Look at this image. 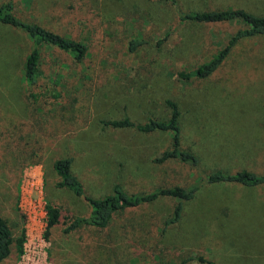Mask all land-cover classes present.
I'll return each instance as SVG.
<instances>
[{"label": "rangeland", "instance_id": "374dc122", "mask_svg": "<svg viewBox=\"0 0 264 264\" xmlns=\"http://www.w3.org/2000/svg\"><path fill=\"white\" fill-rule=\"evenodd\" d=\"M210 1L178 0L177 8L204 10L213 7ZM221 1L220 7L249 6L264 14V0ZM15 11L88 45L78 63L68 53L43 47L46 77L34 88L43 94L33 102L23 76L31 42L20 29L0 23V151L3 133L17 137L14 155H0V215L16 239L25 230L19 199L30 169L42 174L45 205L59 207L62 216L90 212L83 197L57 185L52 163L65 155L72 156L71 170L92 197L110 194L115 183L128 193L200 187L183 201L178 221L165 228L175 197L117 212L106 229L67 233L61 223L46 226L43 253L33 260L25 233L21 254L5 264H210L182 263L189 256L211 264H264V182L197 181L206 169L231 161L253 166L256 160L254 167L260 166L264 34L241 38L207 77L182 80L180 72L208 62L243 24L180 21L168 0H15ZM133 37L147 42L130 51ZM167 97L179 105L180 147L195 154L197 167L180 159L154 161L171 147L169 131L144 133L101 123L125 115L140 123L167 118Z\"/></svg>", "mask_w": 264, "mask_h": 264}, {"label": "trees", "instance_id": "16d2710c", "mask_svg": "<svg viewBox=\"0 0 264 264\" xmlns=\"http://www.w3.org/2000/svg\"><path fill=\"white\" fill-rule=\"evenodd\" d=\"M168 1L176 6V14L180 21L221 22L233 19L238 20L243 24V26L238 28L230 36L226 45L221 48L216 55H213L208 62L200 64L193 70L180 72L179 76L182 80H193L194 77H207L219 67L223 59L232 52L235 44L241 38H249L264 34V14L251 10L248 8L249 6L246 8L244 6L225 8L224 5L221 7L219 6L222 2L221 0H211L210 2L213 3V7L197 11H184L177 8L178 0ZM241 1L249 3V0ZM0 23L20 29L26 34L31 42L29 53L25 58L23 76L25 79L27 96L33 102L43 94L42 92H36L34 88H36L35 85L38 83L39 79H44L46 77L41 62L42 49L44 46H51L54 49L70 54L74 62L77 63L84 61L88 52V45L86 42L67 37L59 32L48 29L41 23L21 17L15 11V0H5L0 3ZM146 42L147 40L143 38L133 37L129 42V50L135 51L139 46ZM156 43L159 44L160 41ZM50 78L52 81H57L52 76ZM164 102L168 109L167 118L158 119L150 117L146 122L140 123L132 121L130 117L125 115L121 119H107L102 120L101 123L105 127L135 128L144 133L169 131L172 133L171 147L165 149L160 156L154 159V161L161 163L169 159H180L182 161L190 162L193 167H197L198 159L195 154L188 149L180 147L179 118L181 112L178 103L171 97L165 98ZM56 118H59V116ZM3 137L4 139L1 142L3 148H1L0 155L4 157L13 156L17 146L16 134L12 131H7L3 133ZM72 160V156L65 155L56 158L53 161L52 168L60 177V181L57 185L71 190L74 195L83 197L90 206V212L88 215L62 216L59 207L47 204V229L60 223L63 225V231L67 233L90 227L106 229L117 212L138 207L142 204L151 202L160 196L175 197L178 199V202L175 205L173 214L164 221L165 228L178 221L181 216L183 201L191 199L194 196L195 191L200 187L198 184H193L188 187L173 186L158 188L143 193H128L123 190L119 183H115L110 194L100 197H92L85 193L82 182L72 172ZM34 162L35 161H30L29 163ZM205 172L206 174H201L202 177L197 180L198 182L205 184L224 182L239 183L248 186L264 182V175L256 174L246 169L231 172L221 167L212 166L209 170L206 169ZM24 234V229H22L20 239H16L8 222L2 217V215H0V264H5L14 253H16V256L21 254ZM190 260L208 262L211 264V261H207V259L202 256H189L182 260V263H186Z\"/></svg>", "mask_w": 264, "mask_h": 264}, {"label": "built area", "instance_id": "2783aa9c", "mask_svg": "<svg viewBox=\"0 0 264 264\" xmlns=\"http://www.w3.org/2000/svg\"><path fill=\"white\" fill-rule=\"evenodd\" d=\"M42 174L39 169H30L20 187L19 208L26 224L24 232L27 235V246L38 258L43 253L45 240L43 232L47 226V211L43 201ZM34 264V262H32Z\"/></svg>", "mask_w": 264, "mask_h": 264}, {"label": "crops", "instance_id": "0c3cea01", "mask_svg": "<svg viewBox=\"0 0 264 264\" xmlns=\"http://www.w3.org/2000/svg\"><path fill=\"white\" fill-rule=\"evenodd\" d=\"M259 168H255L254 166H257V161L256 160H253V166H239L237 165L236 163L233 164V162L231 161L230 164H228V166H218V167H221V168H224L225 170H228V171H237V170H242V169H246V170H249V171H252V172H258V173H264V153L262 155L259 156ZM248 158V156H247Z\"/></svg>", "mask_w": 264, "mask_h": 264}]
</instances>
